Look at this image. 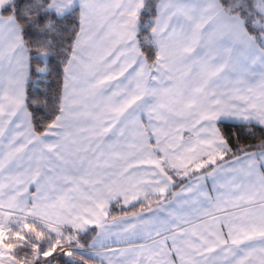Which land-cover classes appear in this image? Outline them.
Returning a JSON list of instances; mask_svg holds the SVG:
<instances>
[{
    "label": "snow or ice",
    "instance_id": "6c2138e0",
    "mask_svg": "<svg viewBox=\"0 0 264 264\" xmlns=\"http://www.w3.org/2000/svg\"><path fill=\"white\" fill-rule=\"evenodd\" d=\"M0 264H264V0H0Z\"/></svg>",
    "mask_w": 264,
    "mask_h": 264
}]
</instances>
